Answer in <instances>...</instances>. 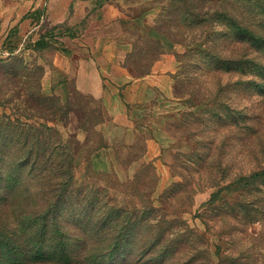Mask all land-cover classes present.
Segmentation results:
<instances>
[{"label": "rangeland", "instance_id": "obj_1", "mask_svg": "<svg viewBox=\"0 0 264 264\" xmlns=\"http://www.w3.org/2000/svg\"><path fill=\"white\" fill-rule=\"evenodd\" d=\"M6 183L75 261L264 264V0H0Z\"/></svg>", "mask_w": 264, "mask_h": 264}, {"label": "trees", "instance_id": "obj_2", "mask_svg": "<svg viewBox=\"0 0 264 264\" xmlns=\"http://www.w3.org/2000/svg\"><path fill=\"white\" fill-rule=\"evenodd\" d=\"M55 148L57 147H47V150L50 154L55 155L57 153ZM56 155L59 157L53 160L51 159L52 161L42 164L39 163V165L33 163L30 165L27 164L30 169L29 173L35 171L39 176H42L43 181L52 172L61 174L67 163H64V157L62 155L58 153ZM61 184L62 181H55L50 185L51 189L53 188L54 190L52 195L53 200L50 206L54 205V210L56 207L58 209L59 203L63 199V188L60 187ZM0 187L3 190L0 206L5 208L12 203L10 193L12 185L6 183L0 185ZM47 210L40 217L41 223H37L32 218L31 221L23 219L22 223L20 221L17 222L14 228H4L6 223H1L3 232L0 233V264H32L36 259L49 260L48 258L57 259L65 264H94L96 255L92 257L89 254L92 249H97V247L94 245L89 248L83 246L80 248V251L83 250L85 254L82 255L81 259H77V261L73 260V248H70L66 241L67 238L60 228L53 227V231L48 230L47 218L50 216V213Z\"/></svg>", "mask_w": 264, "mask_h": 264}, {"label": "crops", "instance_id": "obj_3", "mask_svg": "<svg viewBox=\"0 0 264 264\" xmlns=\"http://www.w3.org/2000/svg\"><path fill=\"white\" fill-rule=\"evenodd\" d=\"M81 65H88V68H89V74H91V76L93 77V80L96 82L99 80V75H98V72H97V69L96 67L94 66V62H93V59L90 58L89 60H83ZM83 68H81V70L79 71L78 73V76H77V81L79 82V78H80V74L83 73ZM87 90H89L91 93H95L96 92V89L95 88H86Z\"/></svg>", "mask_w": 264, "mask_h": 264}]
</instances>
